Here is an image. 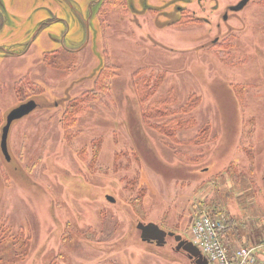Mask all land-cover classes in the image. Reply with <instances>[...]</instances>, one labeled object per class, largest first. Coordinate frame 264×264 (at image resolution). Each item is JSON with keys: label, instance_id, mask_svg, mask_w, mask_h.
I'll list each match as a JSON object with an SVG mask.
<instances>
[{"label": "rangeland", "instance_id": "1", "mask_svg": "<svg viewBox=\"0 0 264 264\" xmlns=\"http://www.w3.org/2000/svg\"><path fill=\"white\" fill-rule=\"evenodd\" d=\"M131 1L108 0L90 38L76 22L68 57L32 54L0 70V264H195L173 237L143 241L137 224L196 241L203 215L225 222L230 249L264 258V0L239 11L242 0H177L182 18L175 0H149L155 11L135 0L139 17ZM190 11L210 22L190 24ZM107 63L118 67L110 94L66 138L63 113ZM153 71L161 84L143 102L133 81ZM30 99L39 107L13 123L9 162L6 113ZM191 101L196 124L180 129V143L152 128L171 119L156 106ZM203 128L210 136L197 146Z\"/></svg>", "mask_w": 264, "mask_h": 264}, {"label": "flooded vegetation", "instance_id": "2", "mask_svg": "<svg viewBox=\"0 0 264 264\" xmlns=\"http://www.w3.org/2000/svg\"><path fill=\"white\" fill-rule=\"evenodd\" d=\"M134 1L132 0L128 6H131L132 12L137 14L139 9ZM186 1L187 4L191 3V1ZM196 1L199 7L204 1L206 2V0ZM107 4L108 0H0V70L6 73L7 61L24 58L32 54H35L34 57L36 58L41 57L44 60L55 61L59 59L60 54L63 57H68L77 51L70 45L74 24L78 22L84 29V36L90 38L87 28L93 26L97 13H100L98 18L103 22V13ZM140 4L143 11H155V8H159L156 3H150L149 0H140ZM173 4H177L174 12L179 13L182 18L185 15L184 6L179 4L177 0ZM216 6L218 7V5ZM235 6L233 5L231 8L234 10ZM188 14L193 16L190 17V24L210 22L208 18L197 15L196 11H190ZM225 16L227 20L228 13ZM168 17L170 18V15ZM182 23L179 19L174 26L180 27L183 25ZM29 101H35L36 105V108L30 113L32 114L38 109L39 103L36 99H30L21 104ZM7 116L6 113L5 125L7 124ZM2 122L4 119H2L1 125ZM5 125L2 128V134Z\"/></svg>", "mask_w": 264, "mask_h": 264}, {"label": "trees", "instance_id": "3", "mask_svg": "<svg viewBox=\"0 0 264 264\" xmlns=\"http://www.w3.org/2000/svg\"><path fill=\"white\" fill-rule=\"evenodd\" d=\"M117 70L118 67L113 63H107L106 65L102 66L96 73L93 87L90 90L85 91L82 95L77 97L75 100H72L68 104L66 111L63 113V118L61 121L63 124V133L66 138L74 136V126L80 117L89 109H91L95 102L102 101L103 96L110 94L111 80L116 75ZM136 73H138V71ZM160 82V74L156 71H153L144 77H141L140 79L137 77L133 81L134 86L139 93V95H137L143 102L157 91L161 84ZM195 107L196 105L192 101L187 102L178 108L170 107L164 103H161L160 105L156 106L155 112H157L160 116L167 113L168 115H171V119L167 120L166 122L161 118L160 120L156 119V121L150 122L152 123V128L163 136L165 135L168 139L180 143L181 141L178 137V132L180 129L183 130V128H187V126L189 127L196 124L195 118L191 116L186 117V115L191 114V111L194 110ZM161 110H164L165 112L163 113ZM208 134V129L203 128L199 132L197 131L196 135L190 140H192V143L197 146H203L205 140L208 138ZM211 140H214V138L210 137V141ZM20 231L24 230L22 229ZM20 235L22 236L23 234ZM5 241H7V227L0 225V246L3 245ZM24 254L26 255V253Z\"/></svg>", "mask_w": 264, "mask_h": 264}, {"label": "built area", "instance_id": "4", "mask_svg": "<svg viewBox=\"0 0 264 264\" xmlns=\"http://www.w3.org/2000/svg\"><path fill=\"white\" fill-rule=\"evenodd\" d=\"M195 244L210 264H264V258L253 247L241 245L230 249L226 241V224L208 215L199 217L193 227Z\"/></svg>", "mask_w": 264, "mask_h": 264}, {"label": "water", "instance_id": "5", "mask_svg": "<svg viewBox=\"0 0 264 264\" xmlns=\"http://www.w3.org/2000/svg\"><path fill=\"white\" fill-rule=\"evenodd\" d=\"M249 1L250 0H242L234 7V10L242 9ZM35 108V101H29L12 109V111L7 116V124L3 129L1 146L2 152L9 162L12 159L8 146L11 127L15 121L25 117L26 115H29ZM137 227L141 231V238L143 241L156 242L158 246H164L167 243V237H174L175 241L177 242V251L186 252L188 257L193 260L195 264H210L208 258L202 253L201 249L193 241L184 239L181 234H176L172 231H166L154 222L147 224L140 222Z\"/></svg>", "mask_w": 264, "mask_h": 264}, {"label": "crops", "instance_id": "6", "mask_svg": "<svg viewBox=\"0 0 264 264\" xmlns=\"http://www.w3.org/2000/svg\"><path fill=\"white\" fill-rule=\"evenodd\" d=\"M235 240L237 241L236 237H235ZM237 245H240V244L239 243H236L235 246H237Z\"/></svg>", "mask_w": 264, "mask_h": 264}]
</instances>
